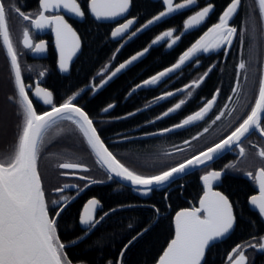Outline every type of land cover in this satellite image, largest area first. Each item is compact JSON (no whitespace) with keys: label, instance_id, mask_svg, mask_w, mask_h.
I'll use <instances>...</instances> for the list:
<instances>
[{"label":"snow or ice","instance_id":"1","mask_svg":"<svg viewBox=\"0 0 264 264\" xmlns=\"http://www.w3.org/2000/svg\"><path fill=\"white\" fill-rule=\"evenodd\" d=\"M162 3L164 10L142 25L143 29H147L150 25L163 20L165 17L180 13L181 10L196 5L198 0H179V2L162 0ZM256 4L258 5L260 24L264 29V0H256ZM241 5L242 0H230V3L220 14L218 22L209 27L199 39L192 43L175 63L149 79H145L142 85H136V88L157 85L162 78L168 77L169 74L180 69L196 57L198 53H207L221 46L231 45L238 34V29L232 26L231 20L238 13ZM129 7L130 0H89V10L96 20H113L121 17L129 10ZM213 8L214 5L209 3L189 15L183 21L184 31L201 25ZM61 11L78 18H83L85 15L78 0H39V12L34 17L31 14H25L15 5L6 7L4 0H0V45L5 50L10 62V72L15 89V95L9 96L8 99L18 106L17 114L21 116L14 150L10 154L0 153V264H72L65 253L66 245L61 242L57 235V218L74 197L61 196L59 201H52L54 205L58 206V209H53L54 215H50L41 174L38 169L40 153L46 143L45 138L60 121H70L71 124L75 125L91 153L95 156L96 163L108 173L109 180L114 176L118 177L129 182L135 190L141 191L144 195L150 193L153 188H159L172 181L174 177L185 174L191 169H197L201 166L207 167L227 150L238 149V156L244 158L246 149L242 146L243 139L253 132H257L261 137H264V65H262L254 104L251 105L250 111L242 119V122L222 139L203 151H198L195 155L183 159L173 166L166 167L154 175H141L129 169L105 146L93 120L90 119L82 107L75 103V95L68 96L63 103L57 106L53 102V93L50 90L42 87L39 82H36L34 88L32 85H26L22 78L19 53L10 34L9 13H17L23 21L29 22L31 29L36 32L51 29L55 34L56 48L59 52V70L68 72L69 63L80 49L81 43L80 37L73 30L71 24L64 15L60 14ZM134 22V19H127L112 30L111 36L113 38L123 37ZM141 30V28H138L131 35L134 37ZM243 35L244 32L241 30L240 36L242 39ZM164 37L171 39L169 47H172L181 39L179 35L173 37V31L169 30L164 32L162 36H157L152 44H157ZM20 44L25 50H29L33 54L39 55L46 51L44 41L33 43V36L29 27L23 28ZM148 51L149 49L145 48L143 51L131 56L130 59L120 63L115 71L111 72V75L107 76L100 85L93 86L91 90L96 92L98 88L106 85L117 74L128 68ZM245 68L246 64L241 60L237 68V76L240 75V70ZM208 71H211V68ZM45 74L44 71H41L39 77L44 78ZM207 75L208 72H205L199 79L191 81L183 88L177 89V91H187V97L190 98L192 91L189 89L198 88ZM30 91L32 96L42 101L43 104L50 106V110L38 113L34 107L33 99L30 97ZM232 92L239 96L240 87L238 83L232 88ZM174 94V92L168 91L156 99L164 100ZM218 94L219 89H217V93L213 95L212 99L208 100L199 110L187 115L179 123L152 135H163L203 120L212 110ZM231 99L232 97H229V100ZM185 104L186 99H180L179 102L169 107L156 119H162L177 112ZM113 107L114 105L109 104L103 111L107 112ZM227 107L225 105V108ZM233 111L235 109L229 110L228 114L231 115ZM133 114L129 113L128 115ZM223 116L224 112L221 111L215 116L212 123L221 120ZM208 131L207 127L203 129L204 133ZM198 138L199 136L192 137L193 140ZM124 139H127V137H124ZM184 143L189 144L190 141L186 140ZM253 146L255 147V145ZM177 151L182 152L184 149H178ZM256 156L264 162V147L258 149ZM56 166L60 169L70 170L62 172L61 175L64 176H75L78 171H89L88 167L80 162L65 161ZM227 168H235V165L228 164L225 165V169L209 170L200 176L204 193L200 197L199 207L183 209L175 214L174 238L167 244L156 264H202L206 256V250L213 246L215 242L222 240L233 229L235 222L233 205L225 195L213 190L214 184L221 179ZM245 175L253 179L258 187V194L252 195L249 203L258 209L261 217H264V166L258 167L254 173L248 171ZM79 179L88 180L89 183L93 184L103 182L93 180L87 176H79ZM69 187L77 188L78 186L65 184L63 188H57L56 191L63 192L65 188ZM84 187H88V184H85ZM78 190L82 191L83 189ZM99 206L100 202L95 198L89 199L84 205L83 211L79 215V224L85 226L84 235H87L89 230L94 229L104 219V216L108 215V213H104V216L96 218V211ZM135 239L136 237H133V240ZM71 243L75 244L76 241ZM131 243L132 241H129V244ZM127 247L128 245H125V249ZM246 248L264 250V237L260 238L258 244H237L233 247L228 256L229 264H247ZM121 256H123V251ZM109 264H112V262L110 261Z\"/></svg>","mask_w":264,"mask_h":264},{"label":"trees","instance_id":"2","mask_svg":"<svg viewBox=\"0 0 264 264\" xmlns=\"http://www.w3.org/2000/svg\"><path fill=\"white\" fill-rule=\"evenodd\" d=\"M130 1V16L136 19V27L143 25L164 9L159 2ZM210 2L215 5V12L219 13L230 0H210ZM242 2L255 6V0H242ZM250 10L252 8L248 9ZM188 14L189 12L181 17L184 19ZM13 17L17 19V24L21 20L15 12L9 13L8 20L13 26L15 36ZM252 17L259 21L257 10ZM167 27L168 20L164 18L122 44L110 39L111 26H100L86 20L79 32L82 49L69 75L57 77L55 84L50 82L52 86H47L53 93V102L56 105L63 103L68 96L75 95V102L79 103L93 120L105 146L129 169L141 175L157 174L164 168L193 155L186 152L169 154L165 148L166 136L134 139L136 136L160 131L166 127L163 118L156 119L165 111V102L141 111L162 93L163 84L143 87L132 93L131 91L145 79L174 63L180 51L191 42L182 41L180 48L170 52L165 49L164 44L151 47L152 40ZM145 48L149 49L146 57L105 88L96 91L93 95L82 91L94 78L98 77L101 81L119 62ZM112 57L110 69L99 75L112 61ZM14 95L10 66L0 45V148L4 153L7 151L11 153L14 150L21 123V116L17 114L18 106L8 99L9 96ZM109 104L114 107L104 112L103 109ZM34 107L38 113L50 108L48 105L40 106L36 102ZM129 113L134 114L128 115ZM60 122L72 131L68 130L59 139L46 146L38 160L43 189L47 195H50L52 188L65 182L64 178L59 176L64 170L56 166L64 161L63 157L71 156L75 158V162L88 165L90 170H93L92 177L96 180H105L108 177L96 163L75 125L70 121ZM200 175L201 170L191 172L167 186L153 189L150 196L145 199L139 197L141 192L122 186L113 180L107 183H92L89 195L100 202L102 213L108 215L84 235V231H81L77 224L80 198H75L57 218V235L66 245V255L72 264H109L110 261L112 264H117L125 245L136 237L124 250L120 264H154L173 236V214L196 205L201 194ZM224 187L226 195L234 205L236 225L226 240L207 250L203 264H226V257L234 246L253 243L264 236L263 225L246 206V197L249 193L246 184L242 180L228 177L225 179ZM52 212L50 210V215ZM72 241L76 243L73 244ZM245 253L248 264H264V250L255 251L249 248Z\"/></svg>","mask_w":264,"mask_h":264},{"label":"flooded vegetation","instance_id":"3","mask_svg":"<svg viewBox=\"0 0 264 264\" xmlns=\"http://www.w3.org/2000/svg\"><path fill=\"white\" fill-rule=\"evenodd\" d=\"M149 1L152 3L159 2L163 5L162 0H149ZM174 2H179V0H174ZM201 2L202 0H198V3L196 5H192L188 9L181 10L180 13H174L169 17H165L168 20V27L164 32L169 31V30L173 31V37L177 35L181 37L179 41H177L174 45H172V47H169V44H171V39L168 37H164V39L159 41L157 44H152L151 42L150 46L152 47V46H156L159 44H164L165 49L170 52L174 49L176 50L180 48L183 43L182 41H186V42L191 41L187 45L186 48L180 51L179 53V56H180L184 51L187 50V48L191 46L192 43H194L197 39H199V37L203 35V33L206 32L209 27H211L212 25L218 22V18L220 14L224 11V9L230 3L229 2L226 6H224L219 13H216L215 5L211 3L210 0H205L202 3ZM4 3L6 7L15 5V7L19 8L25 14H31L33 17L39 12V0H4ZM78 3L80 4L82 10L85 13L84 17L81 20H78L74 17H68L65 15L64 16L68 20V22L71 24V26L73 27V30L76 31L77 35L80 37L81 49H82V39H81L79 32H80V27L85 23L86 20L91 21L94 24L100 25V26H103V25L111 26V30L109 34L110 39L115 42H122V44H125L128 40H130L129 37L133 38L131 34L132 32H135L136 29L141 28L142 30L140 32L145 30L142 28V25L139 27H136V19L130 16L131 1H130V8H129L127 15L113 23L96 22L92 18L90 11H89V0H78ZM209 3L213 4L214 8L210 12L206 20L201 25L197 26L196 28L190 29L188 31H184L183 29L184 19H186L189 15H192L195 11L199 10L200 8L206 6ZM163 8H164V5H163ZM249 8H252V10L250 11H253V13L248 11ZM256 10L258 13V5L256 4V0H255V6L252 4H247V3L242 2V5L238 13L231 20L232 26H235L238 29V34L233 39V42L231 45L221 46L220 48L214 51L207 52V53H203V52L198 53L197 56L194 57L191 61H188L184 66H182L176 72L166 77L164 81L160 83V84H163V91L159 96H161L163 93L168 92V91L178 92L177 89L183 88L184 85L189 84L193 80L199 79V77L202 76L205 72H208V75L205 77L204 81L200 84L198 88L189 89L190 91H192V96L190 98L187 97V91H184V92H178L175 95L168 97L162 101V102H165V105H166L165 111H166L169 107H172L174 106L175 103L179 102L180 99H186V104L183 105L180 110L170 114L167 117H163L165 125H166L165 128L171 127L172 125L179 123L182 119L186 118L187 115H190L194 113L195 111L199 110V108L203 107V105L208 100L212 99L213 95L217 93V89H219V94L216 95V101L214 103L212 110H210V112L205 116L203 120L198 121L194 123L193 125H189L181 130L163 135V136H166V140H165L166 147L165 148L169 154L180 152V151H177L178 149H184V151L182 152H186L189 155L191 154L195 155L198 151H203L205 148L210 147L212 144L222 139L231 130H233L234 127L238 126V124L242 122V119L250 111V107L252 104H254L255 96L258 91L260 70L264 62V32L261 27V24L259 23L260 20L256 21L255 18L252 17ZM187 12H189V14L183 19L181 16L185 13L187 14ZM216 14H217V17H215ZM16 15L19 16L17 13ZM247 16H248V19H245ZM127 19H134L135 21L134 24L130 27L128 32L124 34L123 37H119L118 39H115V40L112 39L111 38L112 30L115 27H117L119 24L124 23ZM13 20L15 23V26H14L15 34H16L15 36L13 35V26L12 24H10L11 23L10 20H8V22H9L10 34L12 36L13 43L19 53L18 58H19V62L22 68V78L24 79L26 85H32L34 88L36 82H39L42 87H45L48 90H50L49 87H47V86H52L50 82L55 84L57 77H66L69 75L71 67L76 61V59L78 58V56L80 55V53L76 57L75 61L70 65L68 74L66 76H62L57 71V56H56L55 47H54V37H53V33L51 29H45L41 32H36L31 29L30 23L27 21H23L21 17H20L21 21H19L18 24L16 23L17 19L15 17H13ZM249 22L252 25L251 29H248ZM24 27L30 28L32 36H33L34 44L39 43L40 41L45 42L46 51L44 53L39 54V55L37 54L32 55L31 51L25 50L23 48L22 44H20V41L22 39V31ZM241 30H243L244 32L243 39L240 36ZM163 33L159 34L158 36H162ZM155 39L156 38H154L153 40ZM81 49H80V52H81ZM125 60H123L122 62H124ZM241 60L245 62L246 68L244 70H240V75L237 76V68ZM112 62H113V57H112V61H110V63H108L103 69H105L108 65L111 67ZM122 62H119L115 67H117ZM137 64H135L134 66H136ZM171 65H169L168 67H170ZM115 67H113V69L109 72V74L114 70ZM210 68H211V71H208ZM41 71H44L46 73L44 78L39 77V73ZM100 73L99 75H101ZM107 76H105L101 81H99L98 77L94 78L91 81V83L87 84L84 90L82 91L90 92V95H93L95 92L91 90L92 87L96 85H100L101 82L107 78ZM237 83L239 84V87H240L239 96H237L236 94L232 92V88L236 86ZM160 84H158L157 86H159ZM145 87H156V86H145ZM100 90H97V91H100ZM30 97L38 105L46 106L45 104H43V102L39 101L37 98L34 99L31 91H30ZM229 97H232V99L229 100ZM156 101L158 100L156 99L153 102H156ZM77 105H79V103H77ZM225 105H227L228 107L225 108ZM231 109H235V111H233L232 114L229 115L228 113H229V110ZM221 111L224 112V116L221 118V120L216 121L213 124L212 121L215 119V116L218 115ZM206 127L209 129V131L204 133L203 129ZM201 133L203 134L200 135ZM193 136H199V138L196 140H193L192 139ZM186 140L190 141V143L185 144L184 141ZM253 145H255V147ZM242 146L246 149V156L244 158H240L238 156V149L233 148L231 150H228L224 155H222L215 161L211 162L207 167H202L201 169H198L196 171L201 170V175H203L206 171L222 170V169H225V165L234 164L235 168H227L224 171L221 179L217 181L218 182L217 185L213 187V190L220 192L221 194L225 195L229 199V197L226 195V190L224 187L225 179L228 177H231L234 179L242 180L246 184L249 190V193L246 197V206L250 212L255 214L259 222H261V224L264 227V217H261L259 215L258 210H250L249 205H248L250 197L252 195L258 194L257 185L255 184V181L253 179H250L248 176L245 175V173L248 171H252L254 173L258 167L264 166V162H262L259 159V157L256 156V152L258 151V149L261 147H264V137H261L259 133L257 132H253L243 139ZM86 166L88 167L89 171L87 172L78 171L75 176H71V175L64 176V175H61L62 172L59 173V176L61 178H64L65 182H62L57 187L52 188V190L50 191V195L49 194L47 195L45 193L46 203L48 205L49 210L52 211L53 209H58V206L54 205L52 201H59L61 196H68L70 198L74 197V199L78 197L80 198L79 200L80 209L78 211V215H79V212L81 208L83 207V205L89 199L94 198L89 195V190L91 188L92 183H89L88 180L79 179V176H87L93 180H96L92 177L93 170H90L88 165ZM107 180H108V177L105 180L99 179V181H103L102 183H107L111 181V180L110 181H107ZM65 184H69V185L75 184L78 187L77 188H72V187L65 188L63 192L56 191L57 188H63ZM85 184H88V187H84ZM199 184H200V177H199ZM200 187H201V184H200ZM81 188L83 190L79 191L78 189H81ZM201 194H202V187H201ZM74 199L70 200L66 208L69 206V204L72 203V201H74ZM229 202L232 204V201L230 199H229ZM194 207H197V203L195 206H192L187 209H191ZM102 209L103 208L101 206L100 209L96 211V218H99L100 215L104 216V213H102ZM233 212L235 216V225H236V214L234 210V205H233ZM52 215H54V211L52 212ZM77 224H78V216H77ZM235 225H234V228H235ZM259 241H254L253 243L258 244ZM248 249L249 248H246L245 252ZM254 250L260 251L259 249H254ZM121 257H120V260H121ZM225 262L226 264H229V261L225 260Z\"/></svg>","mask_w":264,"mask_h":264},{"label":"water","instance_id":"4","mask_svg":"<svg viewBox=\"0 0 264 264\" xmlns=\"http://www.w3.org/2000/svg\"><path fill=\"white\" fill-rule=\"evenodd\" d=\"M130 8V7H129ZM90 11V10H89ZM129 11V10H128ZM128 11L123 15V16H121V17H117V18H115V19H113V20H96L95 19V17L91 14V12H90V14H91V16H92V18L96 21V22H98V23H113V22H115V21H117V20H119V19H121V18H123V17H125L126 15H127V13H128ZM61 14L62 15H65V16H68V17H74V18H76V19H78V20H81L82 18H78V17H76V16H74V15H70L69 13H67V12H65V11H61ZM32 30H34V29H32ZM35 31V30H34ZM263 32H264V29H263ZM53 33V32H52ZM53 37H54V47H55V52H56V56H57V71H58V73L60 74V75H62V76H66L67 74H68V72H69V70H68V72H61L60 70H59V52H58V50H57V48H56V43H55V34L53 33ZM111 38L112 39H118L119 37H116V38H113L112 36H111ZM80 49H81V46H80ZM80 49L77 51V53H76V55L75 56H73V58H72V60L70 61V63H69V68H70V65L75 61V59H76V57L79 55V53H80ZM4 50V49H3ZM4 52H5V50H4ZM5 54H6V52H5ZM32 55H33V53H32ZM145 55H146V53H145ZM145 55L144 56H142V57H140L137 61H135V62H133V64L132 65H130L128 68H126V69H124V70H122L121 71V73H119V74H117V76L116 77H114L111 81H109L106 85H108V84H110L112 81H114L116 78H118L119 76H121L122 74H124L129 68H131L132 66H134L135 64H137L138 62H140L144 57H145ZM7 57V56H6ZM131 57H129L128 59H130ZM8 59V58H7ZM128 59H126V60H128ZM125 60V61H126ZM8 62H9V60H8ZM123 63V62H122ZM9 65H10V62H9ZM263 65H264V62H263ZM119 66V65H118ZM117 66V67H118ZM184 66V65H183ZM116 68V67H115ZM115 68H114V70L113 71H115ZM177 71V70H176ZM175 71V72H176ZM172 74V73H171ZM171 74H169V75H171ZM109 75H111V73L109 74ZM108 75V76H109ZM166 77H164V78H162V80L160 81V82H158L157 83V85L158 84H160L161 82H163L164 81V79H165ZM106 85H104L103 87H101V88H98V90H100V89H103L104 87H106ZM139 85H142V82L139 84ZM157 85H149V86H157ZM143 87H145V86H143ZM140 88H142V87H140ZM140 88H134L135 90H137V89H140ZM133 89V90H134ZM133 90H132V92H133ZM134 90V91H135ZM175 94L176 93H178V92H174ZM174 94V95H175ZM34 97V96H33ZM34 99H35V97H34ZM165 100V99H164ZM40 101V100H39ZM163 100H158V101H156V102H153V103H151V104H149V105H147V106H145L144 108H142V110L141 111H143V110H147V109H149L150 107H152V106H154V105H157L158 103H160V102H162ZM42 102V101H41ZM58 106V105H57ZM79 106V105H78ZM48 110H50V108L48 109ZM48 110H46V111H48ZM43 113V112H42ZM187 127V126H186ZM183 129V128H182ZM178 130H181V129H177V130H175V131H178ZM161 131V130H160ZM160 131H156V132H152V133H150V134H145V135H140V136H136V137H134V139H148V138H153V137H159V136H163V135H166V134H168V133H165V134H163V135H160V134H155V135H152L153 133H159ZM175 131H173V132H175ZM169 133H172V132H169ZM228 151V150H227ZM227 151H225L222 155H224ZM221 155V156H222ZM94 156V155H93ZM220 156V157H221ZM94 158H95V156H94ZM219 158V157H218ZM217 158V159H218ZM95 160H96V158H95ZM100 166V165H99ZM101 167V166H100ZM202 167H205V166H201L200 168H197V169H191V170H189L188 172H186L185 174H181V175H179V176H176V177H174V179L172 180V181H170L169 183H167V184H165V185H163V186H160L159 188H162V187H164V186H166V185H168V184H170V183H172L173 181H175V180H177V179H179V178H181V177H184V176H186V175H188L189 173H191V172H193V171H196V170H198V169H201ZM103 170H104V172L107 174V176H108V173L106 172V170L103 168V167H101ZM67 171H70V170H67ZM111 180H113V181H115V182H117L118 184H120V185H122V186H125V187H128V188H130V189H132V190H135L134 188H133V186L129 183V182H127V181H123V180H121L120 178H118V177H113ZM107 181H110L109 179L107 180ZM217 183L218 182H216L215 184H214V186L215 185H217ZM200 184H201V187H202V194H201V196L203 195V193H204V188H203V182L200 180ZM213 186V187H214ZM159 188H153V189H159ZM257 189H258V187H257ZM135 191H137V192H141V191H138V190H135ZM215 191V190H214ZM150 194H151V192L150 193H148L147 195H144V194H142V192L139 194V196H140V198H146V197H148V196H150ZM200 196V197H201ZM200 197H199V200H200ZM199 200H198V202H197V207H199ZM250 200V199H249ZM87 203V202H86ZM85 203V204H86ZM84 204V205H85ZM84 205H83V207L81 208V210H80V212H79V215H80V213L83 211V208H84ZM248 205H249V208H250V210H258V209H256L254 206H252L249 202H248ZM100 207H101V205L98 207V209H100ZM97 209V210H98ZM179 211H181V210H179ZM178 212V211H177ZM176 212V213H177ZM175 213V214H176ZM175 214L173 215V217H172V228H173V237H172V239L174 238V235H175ZM79 215H78V226H79V228L81 229V230H83V231H85V226H83V225H80L79 224ZM234 225H235V222H234ZM233 229H234V226H233ZM233 229L222 239V240H219V241H217V242H215V244H218V243H220V242H222V241H224L225 239H227L228 237H229V235L232 233V231H233ZM171 241V240H170ZM169 241V242H170ZM168 242V243H169ZM214 244V245H215ZM127 245H129V243L127 244ZM167 247V246H166ZM165 247V248H166ZM124 250H125V248L122 250L123 252H124ZM208 250V249H207ZM207 250H206V252H207ZM122 253V252H121ZM229 256V255H228ZM120 257H121V254H120ZM120 257H119V260H118V263L117 264H120ZM205 259V258H204ZM158 260V259H157ZM226 261H229V259H228V257H227V259H226ZM157 262V261H156ZM156 262L154 263V264H156ZM203 262H204V260L202 261V264H203Z\"/></svg>","mask_w":264,"mask_h":264},{"label":"rangeland","instance_id":"5","mask_svg":"<svg viewBox=\"0 0 264 264\" xmlns=\"http://www.w3.org/2000/svg\"><path fill=\"white\" fill-rule=\"evenodd\" d=\"M251 18V17H250ZM245 19H248V16L245 18ZM252 28V25H251V23L249 22V26H248V29H251ZM109 65L100 73L101 75H103L108 69H109ZM69 129H68V127L67 126H65L63 123H61V122H58V124L57 125H55L54 126V129L53 130H51L50 131V133H49V135L48 136H46V143H45V145L43 146V148H42V151L44 150V148L46 147V146H48L49 144H51L52 142H54V141H56L57 139H59V137L61 136V135H63L65 132H67ZM71 131H72V129H70ZM69 130V131H70ZM41 151V152H42ZM0 153H4L3 151H2V148H0ZM6 153H8V154H10L9 153V151H7ZM75 158H73V157H63V162H65V161H70V162H75V160H74Z\"/></svg>","mask_w":264,"mask_h":264},{"label":"bare ground","instance_id":"6","mask_svg":"<svg viewBox=\"0 0 264 264\" xmlns=\"http://www.w3.org/2000/svg\"><path fill=\"white\" fill-rule=\"evenodd\" d=\"M150 134V133H149ZM143 135H145V134H143ZM153 138H155V137H153ZM95 159V158H94ZM140 197V196H139ZM147 198V197H146ZM141 199H145V198H141Z\"/></svg>","mask_w":264,"mask_h":264}]
</instances>
